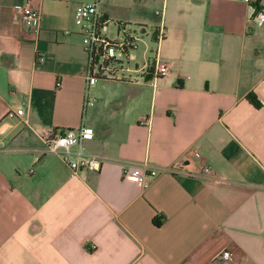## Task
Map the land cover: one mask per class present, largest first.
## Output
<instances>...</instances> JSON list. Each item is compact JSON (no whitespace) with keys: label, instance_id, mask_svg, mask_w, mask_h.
Wrapping results in <instances>:
<instances>
[{"label":"crops","instance_id":"1","mask_svg":"<svg viewBox=\"0 0 264 264\" xmlns=\"http://www.w3.org/2000/svg\"><path fill=\"white\" fill-rule=\"evenodd\" d=\"M91 1L0 0V264H264V23L243 0H98L109 38L137 36L138 71L88 85L74 15ZM25 3L36 40L15 20ZM82 123L102 168L70 176L36 131ZM190 148L222 182L130 174Z\"/></svg>","mask_w":264,"mask_h":264},{"label":"built area","instance_id":"2","mask_svg":"<svg viewBox=\"0 0 264 264\" xmlns=\"http://www.w3.org/2000/svg\"><path fill=\"white\" fill-rule=\"evenodd\" d=\"M243 1L249 7L248 25L251 27L262 25L264 8L258 5L257 0ZM15 10L16 22L24 28L30 38L36 40L40 32L41 12L32 8L29 3L16 5ZM74 21L81 36L82 47L87 55L88 85L98 79H126L131 75L130 71H138L137 67L132 68L127 65V55L135 47L137 36L125 29L124 25H120L121 37L109 38L107 32L110 20L101 11L98 0L80 4L75 10ZM65 32L68 33V31ZM157 39H162L161 31L158 32ZM37 60H42V56H37ZM169 73L170 64L168 62H155L153 69L155 77L162 78ZM87 102L85 99L84 103ZM23 114L22 108H15L8 109L5 116L14 118L21 117ZM36 132L42 143V152L59 156L68 167L70 176H78L86 172H100L102 157L85 149V144L94 137L92 127L82 123L75 128L56 130L44 127ZM183 161H187V164ZM163 173L182 174L214 183L223 181L214 167L206 163L193 148L187 149L182 154L181 160L171 165L156 167L140 163L130 172L142 186H147L152 179ZM220 258L224 261L231 260L230 250L221 251Z\"/></svg>","mask_w":264,"mask_h":264},{"label":"trees","instance_id":"3","mask_svg":"<svg viewBox=\"0 0 264 264\" xmlns=\"http://www.w3.org/2000/svg\"><path fill=\"white\" fill-rule=\"evenodd\" d=\"M249 100L255 105V106H259V102L252 96H248Z\"/></svg>","mask_w":264,"mask_h":264}]
</instances>
